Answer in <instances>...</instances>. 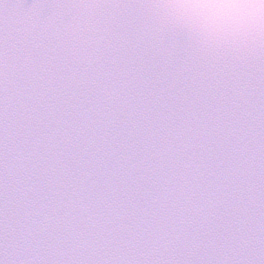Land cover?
Returning <instances> with one entry per match:
<instances>
[{
  "label": "snow or ice",
  "instance_id": "obj_1",
  "mask_svg": "<svg viewBox=\"0 0 264 264\" xmlns=\"http://www.w3.org/2000/svg\"><path fill=\"white\" fill-rule=\"evenodd\" d=\"M0 264H264V41L0 0Z\"/></svg>",
  "mask_w": 264,
  "mask_h": 264
},
{
  "label": "clouds",
  "instance_id": "obj_2",
  "mask_svg": "<svg viewBox=\"0 0 264 264\" xmlns=\"http://www.w3.org/2000/svg\"><path fill=\"white\" fill-rule=\"evenodd\" d=\"M177 21L210 39L264 41V0H161Z\"/></svg>",
  "mask_w": 264,
  "mask_h": 264
},
{
  "label": "water",
  "instance_id": "obj_3",
  "mask_svg": "<svg viewBox=\"0 0 264 264\" xmlns=\"http://www.w3.org/2000/svg\"><path fill=\"white\" fill-rule=\"evenodd\" d=\"M27 2H28V3H31V2H32V0H27Z\"/></svg>",
  "mask_w": 264,
  "mask_h": 264
}]
</instances>
